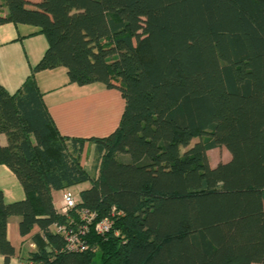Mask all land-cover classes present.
<instances>
[{
    "label": "trees",
    "instance_id": "16d2710c",
    "mask_svg": "<svg viewBox=\"0 0 264 264\" xmlns=\"http://www.w3.org/2000/svg\"><path fill=\"white\" fill-rule=\"evenodd\" d=\"M7 23L47 48L13 95L0 85V165L24 193L6 204L0 190L3 264L10 217L35 247L22 264H264V0H2ZM56 68L124 100L116 130L90 139L93 176L86 140L58 132L36 85ZM86 182L69 220L86 209L112 229L69 252L51 193Z\"/></svg>",
    "mask_w": 264,
    "mask_h": 264
},
{
    "label": "crops",
    "instance_id": "0c3cea01",
    "mask_svg": "<svg viewBox=\"0 0 264 264\" xmlns=\"http://www.w3.org/2000/svg\"><path fill=\"white\" fill-rule=\"evenodd\" d=\"M1 2L2 0L0 4ZM2 13L6 14L5 8H2ZM46 48V39L44 35L38 33V28L11 23L0 26V85L6 92L13 95L21 87ZM34 79L58 132L67 138L86 140L81 164L93 176L95 154L90 139L106 138L116 130L124 109L121 94L99 83L87 86L69 84L66 70L63 68L37 72ZM5 144V136L0 135V146ZM227 156L226 161L229 160V155ZM216 165L210 164L211 167ZM82 185L68 190L72 192L74 189L77 196L80 191L85 190ZM0 190L6 204L24 199L23 190L15 176L2 165H0ZM57 193H60V200L63 191L51 193L55 209L57 207L54 198ZM18 222V217H10L8 220L7 237L14 248V256L11 257L9 264H22L27 254L35 250L29 238H22L18 234ZM0 264H3L1 255Z\"/></svg>",
    "mask_w": 264,
    "mask_h": 264
},
{
    "label": "built area",
    "instance_id": "2783aa9c",
    "mask_svg": "<svg viewBox=\"0 0 264 264\" xmlns=\"http://www.w3.org/2000/svg\"><path fill=\"white\" fill-rule=\"evenodd\" d=\"M77 203L76 195L70 190L63 191L60 200L58 213L68 218L70 211L75 208ZM69 215V216H68ZM93 226L97 235L105 236L112 229V222L109 218H103L96 221V214L83 209L79 212L76 222L69 220L68 224L55 225V233L61 235L66 244V250L69 252H82L87 249L86 235ZM114 235H117L116 232Z\"/></svg>",
    "mask_w": 264,
    "mask_h": 264
},
{
    "label": "rangeland",
    "instance_id": "374dc122",
    "mask_svg": "<svg viewBox=\"0 0 264 264\" xmlns=\"http://www.w3.org/2000/svg\"><path fill=\"white\" fill-rule=\"evenodd\" d=\"M227 155L228 152L224 149V148H217V149H214V150H211L207 153V156H208V160H209V163L211 165H216L218 163H221V162H224L227 160ZM83 188H88L90 185H89V182H86V183H83ZM72 192L75 194V190L73 189ZM59 196H60V193H57L55 194V198H54V204L56 205V207L58 208L59 207ZM94 264H99L98 262V258H96L94 260Z\"/></svg>",
    "mask_w": 264,
    "mask_h": 264
}]
</instances>
